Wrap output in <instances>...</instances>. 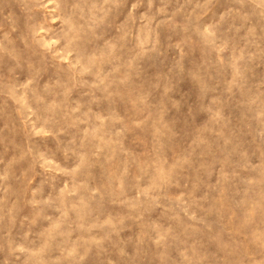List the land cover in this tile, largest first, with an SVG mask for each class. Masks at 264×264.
I'll return each mask as SVG.
<instances>
[{
  "label": "rangeland",
  "instance_id": "rangeland-1",
  "mask_svg": "<svg viewBox=\"0 0 264 264\" xmlns=\"http://www.w3.org/2000/svg\"><path fill=\"white\" fill-rule=\"evenodd\" d=\"M0 264H264V0H0Z\"/></svg>",
  "mask_w": 264,
  "mask_h": 264
}]
</instances>
